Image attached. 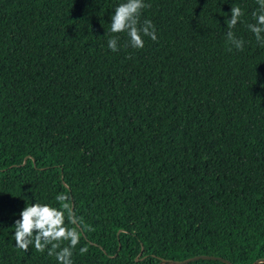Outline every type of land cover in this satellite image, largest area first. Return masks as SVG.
Listing matches in <instances>:
<instances>
[{
  "label": "trees",
  "instance_id": "trees-1",
  "mask_svg": "<svg viewBox=\"0 0 264 264\" xmlns=\"http://www.w3.org/2000/svg\"><path fill=\"white\" fill-rule=\"evenodd\" d=\"M122 2L0 0V264H58L13 237L25 205L60 193L79 218L73 264L264 260L257 0H145L158 39L142 49L110 30Z\"/></svg>",
  "mask_w": 264,
  "mask_h": 264
},
{
  "label": "clouds",
  "instance_id": "clouds-1",
  "mask_svg": "<svg viewBox=\"0 0 264 264\" xmlns=\"http://www.w3.org/2000/svg\"><path fill=\"white\" fill-rule=\"evenodd\" d=\"M257 3L259 9L253 13L255 23H249L247 27L255 36L257 43L264 46V0H257ZM148 7L150 5L146 4L145 0H124L115 8L111 17L110 30L115 34L126 33L127 47L142 49L144 37H148L152 41L158 39L152 21L141 20L143 10ZM243 15L244 12L240 6H232L230 18L227 21L226 40L232 48L239 51L243 50L244 40L238 38L233 29L241 21ZM108 48L113 52L118 51L120 48L119 38L115 36L110 38ZM68 200L67 194L60 193L56 196L59 207L47 203L25 205L19 213L20 218L14 224L15 247L25 253L29 251L30 247H34L39 252H44L47 249V254L55 256L58 264H73L72 255L75 246L81 239V232L78 230L79 218L67 203ZM64 241L68 243L67 246L62 247L61 242ZM80 252L81 254L87 252V248H81Z\"/></svg>",
  "mask_w": 264,
  "mask_h": 264
},
{
  "label": "water",
  "instance_id": "water-1",
  "mask_svg": "<svg viewBox=\"0 0 264 264\" xmlns=\"http://www.w3.org/2000/svg\"><path fill=\"white\" fill-rule=\"evenodd\" d=\"M198 260L218 261V262H221L224 264H230L228 261H226L224 259L213 257V256H205V255L194 256V257H191V258H188L185 260H180V261H175V260H171V259H160L157 264H189L191 262L198 261ZM262 262L264 263V260L259 259V260L255 261L253 264H258V263H262Z\"/></svg>",
  "mask_w": 264,
  "mask_h": 264
}]
</instances>
